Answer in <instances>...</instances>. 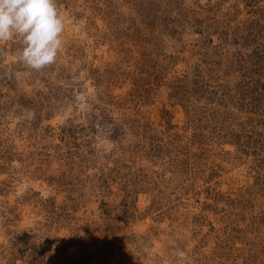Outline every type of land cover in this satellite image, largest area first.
<instances>
[{
  "label": "rangeland",
  "instance_id": "1",
  "mask_svg": "<svg viewBox=\"0 0 264 264\" xmlns=\"http://www.w3.org/2000/svg\"><path fill=\"white\" fill-rule=\"evenodd\" d=\"M57 6L0 44V264H264V0Z\"/></svg>",
  "mask_w": 264,
  "mask_h": 264
},
{
  "label": "clouds",
  "instance_id": "2",
  "mask_svg": "<svg viewBox=\"0 0 264 264\" xmlns=\"http://www.w3.org/2000/svg\"><path fill=\"white\" fill-rule=\"evenodd\" d=\"M64 28L57 0H0V44L19 40L21 47L15 56L27 69L40 72L56 63L63 48ZM28 74L9 70L17 79ZM34 117L29 111L28 118ZM176 256L188 260L185 250H177Z\"/></svg>",
  "mask_w": 264,
  "mask_h": 264
}]
</instances>
